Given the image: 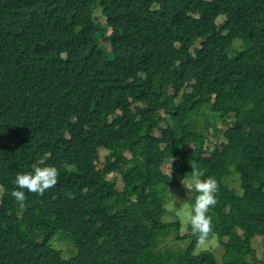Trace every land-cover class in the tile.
<instances>
[{
  "label": "trees",
  "instance_id": "16d2710c",
  "mask_svg": "<svg viewBox=\"0 0 264 264\" xmlns=\"http://www.w3.org/2000/svg\"><path fill=\"white\" fill-rule=\"evenodd\" d=\"M190 160L219 257L164 221ZM34 166L58 183L21 208ZM0 189V264H264V0H0Z\"/></svg>",
  "mask_w": 264,
  "mask_h": 264
},
{
  "label": "clouds",
  "instance_id": "9594fccd",
  "mask_svg": "<svg viewBox=\"0 0 264 264\" xmlns=\"http://www.w3.org/2000/svg\"><path fill=\"white\" fill-rule=\"evenodd\" d=\"M219 20V19H218ZM192 172L187 174L181 184L187 192L196 193L194 204L186 214L191 232L197 238V246H203L213 234L212 217L208 214L217 203L219 185L212 177L203 179L204 173L199 171L193 160L189 161ZM59 171L54 166H34L33 172L17 174L14 184L15 189L11 195L21 208L26 207V194L33 193L43 196L58 183ZM177 199V198H176ZM183 207V203L179 208Z\"/></svg>",
  "mask_w": 264,
  "mask_h": 264
},
{
  "label": "rangeland",
  "instance_id": "374dc122",
  "mask_svg": "<svg viewBox=\"0 0 264 264\" xmlns=\"http://www.w3.org/2000/svg\"><path fill=\"white\" fill-rule=\"evenodd\" d=\"M94 21L96 23H102L105 24L106 19L102 14V11H100L99 9L94 11ZM224 21V17H220L219 20L217 21L218 24L220 25L222 22ZM235 48L234 50H238L241 48L242 46V42L237 41L235 43ZM100 45L101 47L107 48L109 49V43L104 41L103 38L100 40ZM199 45H197L195 48H198ZM108 52H110V49L107 50ZM142 107H144V105H141ZM154 108H156L158 105L157 103H153L152 105ZM219 128H224L222 125L219 126ZM213 133L216 134L215 131H213ZM212 142L216 143V137L212 136ZM224 139L221 138V140L218 143L223 142ZM210 148H212V145H209ZM108 152L105 150H101L100 151V162H99V166L102 167L104 160L107 156ZM164 171L166 173H170V164H165L163 167ZM115 175L110 174L109 175V179L114 178ZM119 179V188H122V181L120 178ZM229 184L233 187H238L237 184H234L232 181L229 182ZM2 193V190L0 189V195ZM191 196V192H187V190L185 189V187L180 183L179 185L175 186L172 191H171V196H170V201H169V205L168 208L170 210H172L173 215L168 213L165 217H164V221L167 223L176 221V220H180L182 223V229L181 232L183 235L188 233L187 230V218H186V214L187 212L190 210L191 206L189 204L188 198H190ZM177 198V199H176ZM183 203V207L179 208L181 206V204ZM218 203V202H217ZM215 205V207L217 206L216 210L217 213L222 216V217H226L228 214V210L225 207V205L223 203H219ZM57 247L62 249L65 253V258L68 259L69 257H71L72 255H74V248L70 247L67 244H62V243H58ZM253 249L255 252V257L258 259H262L264 261V246L262 244V238H257L254 240L253 242ZM213 251L214 255L219 257L220 255L223 254V249L220 246V240L218 239V237H214L212 239H209L205 245L203 246H198V248L196 249V254H201L204 251ZM68 257V258H67Z\"/></svg>",
  "mask_w": 264,
  "mask_h": 264
}]
</instances>
